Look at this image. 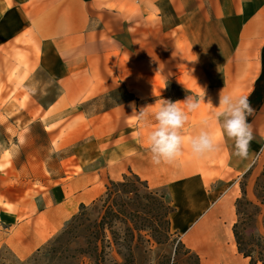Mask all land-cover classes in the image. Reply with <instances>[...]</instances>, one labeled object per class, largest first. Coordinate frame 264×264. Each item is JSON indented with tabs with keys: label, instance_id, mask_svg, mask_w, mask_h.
Masks as SVG:
<instances>
[{
	"label": "crops",
	"instance_id": "0c3cea01",
	"mask_svg": "<svg viewBox=\"0 0 264 264\" xmlns=\"http://www.w3.org/2000/svg\"><path fill=\"white\" fill-rule=\"evenodd\" d=\"M263 47L264 0H0V212L9 224L5 243H16V255L24 258L42 242L45 206L30 197L35 191L43 194L35 187L48 170L61 174L57 136L62 113L72 110L64 129L73 132L92 131L95 121L99 130L116 123L120 161L107 174L120 169L122 177L131 171L152 189L165 188L175 208L170 227L182 242L229 197L233 219L227 244L237 264H250L238 252L232 229L242 194L239 178L259 172L261 146L251 141L249 158L239 161L230 155V140L221 139L218 151L202 157H194L185 144L173 162L154 164L144 144L152 124L138 120L137 113L152 109L161 98L183 101L202 88L204 101L189 114L183 132L188 137L210 115L207 103L218 106L222 90L248 97L253 134L264 135ZM111 83L126 84L129 100L89 120L82 104L108 93ZM210 127L218 131V125ZM46 131L52 132L51 140ZM76 178L72 207L91 203L102 190L85 187L86 177ZM213 194L219 197L210 200ZM66 207L53 202L47 208L51 226L60 224ZM30 210H36L35 233L28 229ZM188 249L199 264L209 258Z\"/></svg>",
	"mask_w": 264,
	"mask_h": 264
},
{
	"label": "rangeland",
	"instance_id": "374dc122",
	"mask_svg": "<svg viewBox=\"0 0 264 264\" xmlns=\"http://www.w3.org/2000/svg\"><path fill=\"white\" fill-rule=\"evenodd\" d=\"M261 55L264 60V47ZM111 86L108 93L95 99H89L82 104V111L88 114L89 120L98 117L103 111L129 100L131 93L126 84L111 83ZM64 111L62 110V112ZM72 113V110L62 113V130L57 136L61 141L55 155L60 159V168L58 169L61 174H52V170H48L50 174H45V180L38 182L39 185L35 187L39 193L43 194L37 196L35 191L34 195L30 197L33 202H39V206L41 202L45 206L43 240L27 257H18L15 251L16 243H5L4 233L7 232L5 224H9L8 220L7 223H4L5 215L0 212V264H98V262L102 264L101 258L99 260V258L89 257L79 252L72 253L73 257L71 258H64L67 251L63 253V250L67 246L74 247L72 234L65 236L61 242H56V238L68 226L73 215L78 214L81 209V205L72 207L71 203L74 194L72 181L78 179L76 176L86 177L85 187L95 189L96 186H101L102 190L96 198L105 191V187L110 181L122 179L120 169L117 174H107L108 167L120 161V132L117 131L115 122L107 124L102 130L95 128L96 121L92 124V131L90 128L74 132L64 129V123ZM97 120L100 122L101 118ZM45 137L46 140H51L52 132L46 131ZM88 138L90 139L88 140ZM252 141L254 146H261L264 155V135L253 134ZM48 151L50 155H53L52 148H48ZM81 170H87L93 174H75ZM239 183L242 194L235 206L237 214L235 231L241 248L250 253L253 260L258 261V259L264 258V163L257 174L255 172L242 175L239 178ZM223 189L219 190V193ZM156 190L167 195L166 189L163 187ZM120 195V203L127 202L129 204L128 216L120 221V253L116 249L110 251L103 261L104 264H199L196 254L183 244L180 235L172 231L170 225L167 229L164 227L163 219H159L157 216V204L143 207L142 204H147L146 200L139 199V201L132 193L120 192ZM217 197L219 194H213L210 200H215ZM38 198H42V200L37 201ZM53 202L67 206L66 210L62 212L64 218L58 226H51L49 221L47 208ZM91 203L83 205L90 207ZM124 208L120 204V209ZM136 209L145 212L140 213L141 216L134 214L133 211ZM27 214L28 229L35 233L37 229L36 210H30ZM96 216L97 214L93 212L91 219ZM170 218L171 214L169 220ZM13 220L17 219L13 217ZM8 233L10 232L8 231ZM21 237L24 241L25 237ZM30 238L28 236V239ZM67 241H70L71 244H67Z\"/></svg>",
	"mask_w": 264,
	"mask_h": 264
},
{
	"label": "clouds",
	"instance_id": "9594fccd",
	"mask_svg": "<svg viewBox=\"0 0 264 264\" xmlns=\"http://www.w3.org/2000/svg\"><path fill=\"white\" fill-rule=\"evenodd\" d=\"M189 61L195 62L196 57ZM204 96L205 91L201 88L200 93L188 95L183 101L161 98L152 109L147 106L137 113L138 120H150L152 124L144 144L154 164L173 162L182 154L185 144L194 157L216 152L221 139L232 141L231 156L239 161L249 158L253 130L248 116L253 109L246 95L226 94L221 90L218 106H213L211 101L207 103L210 115L201 118L198 132L184 136L189 114L200 109ZM211 124L218 125V131L214 132Z\"/></svg>",
	"mask_w": 264,
	"mask_h": 264
},
{
	"label": "trees",
	"instance_id": "16d2710c",
	"mask_svg": "<svg viewBox=\"0 0 264 264\" xmlns=\"http://www.w3.org/2000/svg\"><path fill=\"white\" fill-rule=\"evenodd\" d=\"M120 192L124 194L132 193L136 199L146 200L147 204H142L143 207L157 204L158 218L163 219L166 229L169 227V215L175 210L169 197L159 190L152 189L146 180L129 171L123 174L121 180L110 181L109 184L106 185L105 191L91 203L90 207L81 204L79 213L73 215L68 226L57 236L56 242H61L65 236L71 234L74 239V247L69 248L67 246L63 250V253L67 251L64 258H71L75 252H79L89 257L99 258V260L101 258L100 262L104 264L103 261H105L106 255H108L110 251L116 249L120 253V221H123L122 218L124 219V217L128 216L129 206L127 202L120 203ZM238 201L239 199H237L236 203ZM120 204L125 208L120 209ZM93 212H95L97 216L91 219ZM144 212L145 211L140 212L139 209L133 211L134 214L140 216ZM235 225L236 224L233 225L232 230L238 252L244 257H249L250 264H256L257 262L264 264V258L255 261L250 253L241 248L235 231ZM67 244H71V242L67 241ZM196 257L199 263V258L197 255Z\"/></svg>",
	"mask_w": 264,
	"mask_h": 264
},
{
	"label": "bare ground",
	"instance_id": "6f19581e",
	"mask_svg": "<svg viewBox=\"0 0 264 264\" xmlns=\"http://www.w3.org/2000/svg\"><path fill=\"white\" fill-rule=\"evenodd\" d=\"M224 219L228 221L226 225L223 223ZM232 219L233 206L228 197L211 212L206 221L201 222L184 238L183 244L200 255H208V260L203 264H237L227 244L231 236Z\"/></svg>",
	"mask_w": 264,
	"mask_h": 264
}]
</instances>
